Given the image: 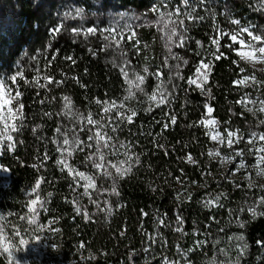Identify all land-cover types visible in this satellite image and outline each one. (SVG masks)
<instances>
[{"label":"trees","instance_id":"trees-1","mask_svg":"<svg viewBox=\"0 0 264 264\" xmlns=\"http://www.w3.org/2000/svg\"><path fill=\"white\" fill-rule=\"evenodd\" d=\"M192 2L195 4L197 0ZM178 3L179 0H170L169 6L164 7L163 0H0V79L13 98L17 91L22 93L18 99L25 105V127L15 133L16 147L8 151L6 146H0V165L8 170L7 176L0 174V264H52L48 254L63 264H147L156 256L179 252L190 264H264V247L260 246L264 242V215L253 217L247 210L255 205L259 212H264V205L258 203L264 197V185L255 181H241L237 185L229 182L227 172L208 155L215 146L205 134L206 129L191 126L206 114L204 105L208 103L214 109L212 117L219 122L222 133H226L225 129L239 130L241 134L264 132L261 123L264 115L254 110L253 114L238 103L245 95L257 94L264 98V87L234 84L244 76L253 75L264 84V69L240 60L237 45L235 49L227 47L228 37L220 41L223 55L216 60V47L211 39L218 33L212 17L201 6L198 13L206 19L196 23L186 20L189 37L186 46L172 48L182 59L189 60L188 65L173 69L185 79L173 81L179 89L173 93L175 98L170 106L152 105L153 111L149 113L146 109L151 102L144 93L124 100L128 84L119 67L112 64L113 60L117 65L122 64L123 57L114 47L99 51L106 43L99 33L89 36L87 42L83 35L75 37V43L70 31L51 35V29L61 23L64 13L74 14L76 7L85 8L84 19L65 21L68 27L83 25L102 30L117 27L114 21L119 14L132 17V30L137 32L140 43L129 41V32L124 31L122 47L130 62L129 73L144 75L145 67L149 73L159 70L161 79L171 89L172 85L167 84L171 73L164 61L167 59L170 65L180 61L170 57L158 21L161 12L171 11ZM206 5L218 14L216 21L225 31L236 27L219 14L226 6L231 12L229 18L239 19L242 25H253L257 34L264 33V11L260 10L259 0H206ZM154 6L160 11L154 12ZM89 48L97 54L93 56ZM66 56L73 57L76 63L73 65ZM201 58L211 65L206 85L210 93L202 94L195 85L186 83ZM18 72L23 78L17 76L13 81L11 77ZM44 77L63 83L47 84ZM37 79L47 86L38 87L34 83ZM158 83L160 80L155 75L148 76L145 92L151 94ZM63 97L71 100L75 113L84 117L91 114L97 121L105 116V108H111L113 101L124 103L127 113L137 112L132 124L121 123L115 133L111 132V127L119 123L113 117L115 109L103 121L106 124L103 131L113 137L115 146L104 150L108 161L125 160L126 150L140 157V163L128 175L116 179L119 195L111 194V178H101L90 162L85 165L86 155L94 151V142L87 140L92 134L87 129L92 126L78 117L62 115ZM97 100L101 103L97 104ZM13 101L18 105L16 99ZM46 112L49 115H44ZM166 112L177 117L175 126L167 121ZM156 121L168 122L169 129L163 130L162 123ZM73 125L77 129L74 134L85 143H93V148L64 158L76 170L97 176L99 191L91 192V200L82 195L83 188L76 186L67 170L61 172V165L57 164L62 154L57 151L59 144L53 141L62 142L63 137L56 129L67 131ZM81 127L84 132L79 131ZM121 142L130 144L131 148H119ZM157 143L164 147H157ZM113 150L119 154H111ZM189 154L195 163L186 162ZM109 171L115 175L114 169ZM74 187L76 190L72 191ZM221 193L223 207H204L206 197ZM37 195L39 201L32 206L30 202ZM30 207L35 211L30 212ZM77 207L81 209L79 214ZM108 207L112 209L111 215L106 211ZM85 212L89 219H85ZM142 212L148 215L142 216ZM177 213L185 221L182 232L175 231ZM33 215L35 224L30 222ZM159 218H164L169 227L160 226ZM240 223L245 226L241 228ZM239 235L245 240L230 239ZM22 240L28 243L21 244ZM37 240L41 242L43 254L32 249L33 244H39ZM243 243L248 244V249L240 257L237 245ZM4 245L8 246V252L4 251Z\"/></svg>","mask_w":264,"mask_h":264},{"label":"snow or ice","instance_id":"snow-or-ice-1","mask_svg":"<svg viewBox=\"0 0 264 264\" xmlns=\"http://www.w3.org/2000/svg\"><path fill=\"white\" fill-rule=\"evenodd\" d=\"M260 3V10L264 11V0H259ZM170 4V0H163V6L168 7ZM182 5V6H181ZM204 6V10L209 13V15L212 17L214 30L218 35H214L211 39V44L215 45L216 52L214 53V58L216 60H219L223 53L220 52L221 43L220 41L224 37H228L230 40V43L227 45V47L231 49H235V46L237 44L240 45L239 49H236V54L242 61H248V62H261L264 63V33L257 34L253 31V25H242L241 21L236 18H229L231 17V12L227 9L225 6V9L222 13H219L221 15L225 16V19L231 24L235 25V28H231L227 31H225L223 28H221L220 24L216 21L217 13L211 11V9L206 5V0H197V3H193L192 0H179V3L176 7H174L171 11H168L167 13H160V19L159 24L161 25V28L164 32V39L167 41V47L169 55L172 59L180 61V63L176 65H170L168 64L167 59L164 61V65L169 67L170 69V75L167 80V84H171L172 87L169 89L165 82L161 79L162 73L158 70L156 73H149V70L147 67L144 68L143 72L144 75L138 74V73H129L127 66L130 64L128 59L126 58V52L124 51L122 44L125 41V35L124 31L128 30L129 35L127 39L129 41L135 40V43L138 45L140 41L136 39L137 32L132 30L134 28V25L131 23L132 17H127L124 14H119V18L114 21V23L117 25V27H105L104 29H99L97 27H87L84 28L83 25L80 27H68L64 24L65 21H68L70 19L74 20L76 17H79L81 21L84 19L85 14V8L84 7H76L74 14L72 11L65 12L63 15V19L61 23L53 27L51 29V35L57 36L61 34L62 32H71L72 36L74 37L73 43L76 42L75 37H80L83 35L84 41L87 42L89 36H96L98 33L100 36L103 37V40L106 42L103 44L102 48L99 49V51H106L109 48H115L119 51L120 56L123 57L122 64L117 65L116 60L112 61V64L114 67H119V70L121 74L124 77L125 82L128 84V88L126 89L128 95L124 97V100L127 101L129 99H132L136 96L137 93H144L147 96V99L151 102L150 106L146 109L147 112L151 113L153 111V106L155 108H161V106H170L172 104V100L175 98L173 96V93L179 89V85L173 83L174 80L179 79L183 81L185 77L180 74L179 71H173V69H180L182 66H186L189 64L188 59H182L177 53L172 51V48H185L186 41L189 39V37L186 36V33L188 32V26L185 23V21H189L191 23L196 22H202L206 19L205 16H201L198 13V8ZM154 12H159V8L154 6L152 9ZM172 17H176V19H172ZM183 17V18H181ZM121 21L123 23L121 24ZM105 33H107L105 35ZM245 36H247V39H245ZM199 46H203L202 42L197 41L196 42ZM244 49H247L245 51ZM88 51L95 56L97 53L95 50L89 48ZM55 59V57H53ZM66 60H69L74 65L76 61L71 56H66ZM234 63H236L234 61ZM195 71L193 76H190L187 78L186 83L191 86L195 85L196 88H198L201 93H210V89L206 87L208 84V78L211 74V65L209 63L205 62V58H201L200 61L194 66ZM241 72H244V68H240ZM150 75H155L158 80H160V83H158L155 87V90L148 94L145 92V83L146 79ZM17 76H20L23 78L22 73H17L16 75L12 76L11 79L15 81L17 79ZM47 81V84H60L63 83V81H56L52 77H44ZM74 79H77L74 77ZM251 81V83H249ZM25 83H28L27 80H25ZM34 83L40 87L44 88L47 85L41 84L39 82V79L34 81ZM234 84L237 86H246V87H253L256 85H260L261 87H264V84H261L260 81L256 79V76H244L241 79H238L237 81H234ZM4 85L0 84V89H3ZM22 96V93L17 91L16 97L14 99L17 100L18 108L13 110L12 108H8L7 112H4L2 107H0V121L4 122V132L3 134H0V143H3L5 140L9 143L6 144V149L8 151H12L16 144L11 143L13 140V136L11 134H8L9 131L20 133L24 125L25 120V114H24V108L25 105L19 101V97ZM64 100V112L62 115L66 117H71L72 119H77L84 121L86 120L87 125L92 126L91 128L87 129V131L91 132V135H88L87 140L94 142V151L91 154L86 155L85 157V165L87 166L88 162L91 163V166L98 170V175L103 177H109L113 180L112 183V190L111 194L113 195H119V191L116 187V179L123 178L128 173L131 172L134 165H138L140 163V157L138 155L130 154L128 150H126L123 154L126 157L125 160L119 161L117 163H112L106 159V152L104 150H112L115 148V146L112 144L113 137L109 135L107 132H104L103 129L105 128L106 124L103 122L107 118V114L111 112L113 109L115 111L113 112V117L118 118L119 123H116L115 126L111 127V132L115 133L120 128L121 123H127L132 124L134 122V118L137 116V112L135 110H131L130 113H127L124 111L125 104L124 103H117L115 101L111 102V108H105V116L101 117L100 121L94 120L89 114L87 117L80 116V114L75 113L73 111V105L71 100L68 97H63ZM259 102V108L256 109V111L264 112V99H258ZM3 104H7L8 101H2ZM41 103H44V101H41ZM97 104H100L101 101L97 100ZM238 103L241 104H256V100H251L247 95H245ZM206 109V114L202 117V119L194 125L191 126H203L207 131L206 135L210 137L212 141H215L223 146H227L229 149H232L235 144L240 143L243 141L246 137L239 132V130L233 131L231 129H225L226 135L224 133H221L219 131L220 124L215 119L212 118V113L214 111L213 107H211L208 103H205L204 105ZM249 112H253L252 108L248 109ZM255 114V112H253ZM44 115H49V113H44ZM164 116L167 118V121H170L171 126H175L177 123V117L174 114L171 113H164ZM11 119L14 121V123L11 124V126L8 123V120ZM109 123H112L111 120L108 121ZM156 123L160 124L161 121H156ZM262 124H264V121H261ZM170 124L168 122L162 123L163 130H168L170 127ZM33 132H35V129H32ZM77 131L75 125L71 129H68L67 131L62 130L61 128H57L56 132L60 134L62 138L61 141H53V143H58L59 147L57 151L61 152L62 158L57 161L58 165H61L60 171L64 172L67 170L68 175L71 177L73 181H76L77 187L83 188V196L89 197L91 200V192L92 191H99L98 185H97V176L96 175H89L86 174L84 171H79L73 168L67 161L66 158H70L74 152L80 151L84 152L88 148H93V143H85L84 140H81L79 136L75 135L74 133ZM80 132H84L85 129L81 127L79 129ZM247 143L250 145H256L257 143L260 144L259 147L255 148V153H257V160H256V166L260 168V166L264 165V133H257V132H251L249 136L247 137ZM157 147L163 148V145H160L157 143ZM119 148H126L130 149L131 145H126L123 142L119 144ZM113 155H118V151L113 150L111 152ZM167 154V152H166ZM208 155L210 157H220L224 161H236L237 157H240L243 155V150L235 151L234 154L228 155V156H222L220 148L212 149L208 152ZM48 157L45 155L44 159L46 160ZM186 162L188 163H195L193 157L189 154L186 157ZM126 165V166H125ZM246 167V164L243 161H240L238 164V167L235 169L236 171H239L240 169H243ZM115 170V175H113V172L109 171V169ZM231 171V169H230ZM261 171H264V169H261ZM78 178V179H77ZM80 181H84L83 184L80 183ZM177 182L182 183V181L177 178ZM39 181H37V185L39 186ZM251 187V185H249ZM76 188H72V191H75ZM33 193H36V188H33ZM224 194L221 193L219 195H216L215 197L209 195L206 197L203 201V205L205 208L211 209L214 207H223V205L220 204L221 197ZM177 199H179V194L177 195ZM39 201V196L37 195V199L32 200L30 203L32 206H35ZM95 203V201H93ZM78 203V201H77ZM107 203V201L105 202ZM259 205H264V197L260 199L258 202ZM97 208L100 207L99 203L96 204ZM253 217L257 215H264V212H259L258 208L255 205L249 206L247 209ZM30 212H34V207L29 208ZM109 215H111V207H108L106 209ZM243 211V209H241ZM76 212L79 214L81 212V209L79 207L76 208ZM148 213L142 212V216H147ZM85 219H89V214L87 212L84 213ZM214 219V218H213ZM31 223H36L35 215H33ZM176 228L175 231L182 232L183 231V224L185 223L182 216H180L178 213L176 214ZM158 224L162 227H169L168 224H166L164 218L158 219ZM245 225L243 223H240V227L243 228ZM155 239L154 237H150V240ZM230 239H235L237 241H244L245 237L243 235H239L236 237H230ZM0 241H2V237H0ZM37 242L40 243L39 240ZM21 244L28 243L27 241H21ZM261 247H264V242L261 243ZM83 247V245H81ZM239 252L238 256L243 257L246 254V251L248 249V244L243 243L237 245ZM179 250V247H178ZM4 251L8 252V246L4 245ZM165 264H168V261H165Z\"/></svg>","mask_w":264,"mask_h":264},{"label":"rangeland","instance_id":"rangeland-1","mask_svg":"<svg viewBox=\"0 0 264 264\" xmlns=\"http://www.w3.org/2000/svg\"><path fill=\"white\" fill-rule=\"evenodd\" d=\"M245 39H247V36H245ZM238 49L240 48V45L237 44ZM247 51V49H244ZM251 64L261 67L264 69V63L261 62H250ZM251 83V81H249ZM0 84H3V81L0 79ZM251 100H256V104H243V106L248 110L249 108H252L254 111L259 108V102L258 99H264L261 96L255 94L251 97H249ZM13 95L11 94L10 90L4 85L3 89H0V107H2L4 112H7L8 108H12L15 110L18 108V105L14 103L13 101ZM2 101H8L7 104H3ZM264 115V112H261ZM213 118V117H212ZM9 125L11 126L12 123H14L13 120L9 119L8 120ZM207 131V130H206ZM220 131V130H219ZM4 132V122L0 121V134H3ZM221 132V131H220ZM252 132H257V133H264L262 131H252ZM222 133V132H221ZM251 132H248L246 134H243L246 138L241 141L238 144H235L232 149H229L226 145L221 147V145L215 141H210L212 144L215 146L213 149H217V147L221 148V153L222 156H228L234 154L235 151L243 150V155L240 157L236 158V161L233 162L231 160L229 161H224L220 157H214L212 156L215 160H217L222 168L227 172V180L235 185H237L238 182L245 181V182H251L255 181L256 183L264 185V171H261V169H264V165L260 166L258 168L256 166V160H257V153H255V148L259 147L260 144L257 143L256 145H250L247 143V137L249 136ZM8 134H11L13 136V140L11 143L15 144V132L9 131ZM226 135V133H224ZM9 143L8 141H4L3 143H0V146H6V144ZM240 161H243L246 164V167L243 169H240L239 171H236L235 169L238 167V164ZM231 169V171H230ZM0 174L1 175H8V170L0 165ZM40 244H33L32 249L39 254L44 253V249L40 247ZM47 257L50 260V263L52 264H63L57 260V258L53 257L52 255H47ZM168 261V264H190L185 256L181 254L180 252L175 254V255H161V256H156L155 259L150 260L147 264H165V261Z\"/></svg>","mask_w":264,"mask_h":264}]
</instances>
